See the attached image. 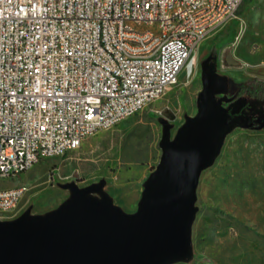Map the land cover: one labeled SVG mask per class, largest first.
<instances>
[{"label":"rangeland","instance_id":"1","mask_svg":"<svg viewBox=\"0 0 264 264\" xmlns=\"http://www.w3.org/2000/svg\"><path fill=\"white\" fill-rule=\"evenodd\" d=\"M241 6L238 18L200 41L190 60L192 73L184 68L159 99L66 155L43 159L1 183L26 185L27 191L0 221L59 213L73 197L71 183L99 185L87 199L134 213L161 160L164 136L192 137L210 126L212 114L226 111L212 144L216 151L191 201L189 252L163 264H264V119L247 120L239 113L241 100L232 101L228 93L249 77L264 79V0ZM228 53L239 64H229Z\"/></svg>","mask_w":264,"mask_h":264},{"label":"built area","instance_id":"2","mask_svg":"<svg viewBox=\"0 0 264 264\" xmlns=\"http://www.w3.org/2000/svg\"><path fill=\"white\" fill-rule=\"evenodd\" d=\"M164 1L0 0V214L27 191L1 183L159 99L184 68L192 73L195 47L238 18L243 0H173V17L162 19Z\"/></svg>","mask_w":264,"mask_h":264},{"label":"water","instance_id":"3","mask_svg":"<svg viewBox=\"0 0 264 264\" xmlns=\"http://www.w3.org/2000/svg\"><path fill=\"white\" fill-rule=\"evenodd\" d=\"M227 61L239 64L231 53ZM224 114H212L210 126L192 137L164 136L161 160L134 213L87 199L99 185L71 183L73 197L59 213L0 221V264H163L188 253L191 201Z\"/></svg>","mask_w":264,"mask_h":264},{"label":"trees","instance_id":"4","mask_svg":"<svg viewBox=\"0 0 264 264\" xmlns=\"http://www.w3.org/2000/svg\"><path fill=\"white\" fill-rule=\"evenodd\" d=\"M248 0H243L246 2ZM237 13H242V6L240 5ZM221 86L224 85L221 83ZM232 90H228L232 101L241 100V111L239 113L244 114L247 120L253 121L264 119V79L259 77H249L238 85H233ZM225 90L226 86H225Z\"/></svg>","mask_w":264,"mask_h":264},{"label":"bare ground","instance_id":"5","mask_svg":"<svg viewBox=\"0 0 264 264\" xmlns=\"http://www.w3.org/2000/svg\"><path fill=\"white\" fill-rule=\"evenodd\" d=\"M138 0H128V7H137ZM128 7L120 8V17L128 16ZM178 16H185V9H178ZM173 17V0L164 1V9L161 11L162 19H170ZM107 25H115V18H107ZM144 29V22L131 23L133 32H141ZM161 26H152V34H160ZM166 39H158L157 49H165Z\"/></svg>","mask_w":264,"mask_h":264}]
</instances>
